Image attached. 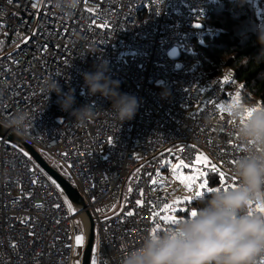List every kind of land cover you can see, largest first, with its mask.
<instances>
[{"label":"built area","instance_id":"obj_1","mask_svg":"<svg viewBox=\"0 0 264 264\" xmlns=\"http://www.w3.org/2000/svg\"><path fill=\"white\" fill-rule=\"evenodd\" d=\"M214 1L81 0L67 13L53 0H0V122L26 112L19 136L72 179L94 218L96 264H122L146 233L170 226L161 220L164 205L183 187L170 173L173 161L191 165L203 153L215 163L217 172L209 163L196 166L206 173L199 184L219 179L220 171L228 184L237 178L233 166L249 145L216 105L226 108L237 93L245 103L242 86L231 75L203 86L185 58L197 42L220 32L207 25ZM100 63L120 92L137 98L133 119L121 124L108 98L89 94L83 74ZM53 81L63 93L74 91L73 109L89 105L93 115L81 123L62 111L61 97L49 93ZM24 151L0 138V264H75L84 210L72 212L65 193ZM26 218L29 223H20ZM33 228L34 237L28 235Z\"/></svg>","mask_w":264,"mask_h":264},{"label":"clouds","instance_id":"obj_2","mask_svg":"<svg viewBox=\"0 0 264 264\" xmlns=\"http://www.w3.org/2000/svg\"><path fill=\"white\" fill-rule=\"evenodd\" d=\"M80 2L53 0L58 11L67 13L78 9ZM257 38L264 46V28L258 31ZM259 60L264 57L258 56ZM95 68L94 72L83 74L89 94L99 93L108 98L111 111L121 124L133 119L139 107L137 98L119 91V83L105 75V63ZM51 92L61 97V110L70 112L76 122H85L93 115L94 110L89 105L73 109L75 96L72 89L63 93L53 81ZM228 112L237 122L239 139L249 145L232 169L238 178L237 186L227 189L218 186V190L202 197L193 206L195 216L183 217L164 231L146 233L138 246L122 256V264H257L258 258L264 256V214L249 210L250 202L264 205V105L239 103L231 106ZM27 120L28 114L18 111L0 123L22 136ZM84 218L79 217L82 225ZM83 228L88 230L86 221Z\"/></svg>","mask_w":264,"mask_h":264},{"label":"trees","instance_id":"obj_3","mask_svg":"<svg viewBox=\"0 0 264 264\" xmlns=\"http://www.w3.org/2000/svg\"><path fill=\"white\" fill-rule=\"evenodd\" d=\"M207 25L220 30L216 36H206L196 43L194 52L186 59L194 62V74L203 86L215 79L231 75L234 86H242L243 101L264 105V57L258 41V31L264 28V0H215L207 15ZM230 86L229 88H233ZM44 159L74 187L67 172L53 162L49 155L41 152ZM209 186L215 187L219 179L209 177ZM210 193H207L208 195ZM204 195V196H206ZM199 199L185 201L187 212L193 209ZM186 213L179 211L178 214ZM188 216V215H187ZM167 224L172 226L169 219ZM257 264H264L259 257Z\"/></svg>","mask_w":264,"mask_h":264},{"label":"snow or ice","instance_id":"obj_4","mask_svg":"<svg viewBox=\"0 0 264 264\" xmlns=\"http://www.w3.org/2000/svg\"><path fill=\"white\" fill-rule=\"evenodd\" d=\"M195 27H200L201 25L199 23H196L194 25ZM100 27H105V25L102 23L100 25ZM35 35V33L33 34V36ZM29 41H25V43H28ZM41 47H45V45H41ZM0 70H3L2 68H0ZM11 90V89H10ZM236 104H239V93H237V95L235 97H233L232 99V103L227 105V107L225 108L224 105H216V107H218L220 109L221 112H224V111H227L228 112V109L233 106V105H236ZM255 109H252L251 111H254ZM251 111H249V115L251 114ZM229 113V112H228ZM230 114V113H229ZM113 138L112 137H108L107 138V143L108 144H113ZM194 150H195V145H192L191 146ZM181 151H183V149H181ZM25 157H28L29 153L27 151H24L22 153ZM204 163H209L211 165V169L213 172H217L218 171V166L215 164V163H212L209 161V159L203 155V153H198L194 160L192 161V164L189 165V164H186L183 160H180L179 163L177 164L176 168L179 169L180 167H184V168H189V167H193L195 169V174L193 175H190V176H187V177H181V182H185L187 181L186 183V187H188V189L191 191L196 180H197V177L200 176V177H203L204 175H206L205 172H203L201 170V167H196L197 165H200L202 166ZM232 179V183L231 184H228L226 182V178H225V175L222 171L219 172V180L221 183L224 184V187L227 189V188H235L238 184V179L233 177L231 178ZM33 183H37L36 181H33ZM199 188L201 189V191H196L194 193V196L196 198H202L204 197L205 195V192L207 193H210L212 191H215V190H218V187H211L209 186V181L207 179H203L202 182L199 184ZM129 191H131V188H129ZM142 191H141V195H142ZM13 202H17L16 201V197L14 196L13 198ZM193 197L192 196H186L185 197V201L191 203ZM136 204L137 205H142V201L141 200H137L136 201ZM37 207H42V205H37ZM57 207H59V205H57ZM253 207H255V211L260 213V214H264V205H260L258 203H253V202H250L249 203V210H250V213L253 211ZM69 209H71V205H69ZM164 209L166 210H171V206L168 205L167 203H165L164 205ZM97 211H99V209H97ZM134 213L129 211L127 212V215L128 216H132ZM195 210L192 209L191 211L187 212V215L188 216H195ZM153 215H155V213H153ZM166 219H169L171 223H178L179 222V219L175 218V217H168ZM30 222V218H26L24 220H21L20 223L22 224H26V223H29ZM152 233H156V228H153L152 229ZM29 236H35V229L33 228V230L31 232L28 233ZM81 237L80 236H77L76 237V242L77 243H80L81 242ZM11 247L13 248H18V245L17 244H12ZM93 252H95V248H93ZM24 264H27V262L25 261ZM92 264H96V260L93 259L92 261Z\"/></svg>","mask_w":264,"mask_h":264},{"label":"water","instance_id":"obj_5","mask_svg":"<svg viewBox=\"0 0 264 264\" xmlns=\"http://www.w3.org/2000/svg\"><path fill=\"white\" fill-rule=\"evenodd\" d=\"M0 138H6L11 143H17L20 148H23L29 153L34 161L44 169L47 174L58 184L61 190L65 193L67 198L76 208L84 210L85 218L87 219L88 230L86 231V242L84 245L83 255L81 258V264H91L93 248L95 244V224L94 218L91 213L86 210V204L83 196L81 195L78 188L74 187L63 175H61L56 169H54L44 159L42 154L31 144L26 142L22 137L14 134L13 131L9 130L5 126L0 124Z\"/></svg>","mask_w":264,"mask_h":264},{"label":"rangeland","instance_id":"obj_6","mask_svg":"<svg viewBox=\"0 0 264 264\" xmlns=\"http://www.w3.org/2000/svg\"><path fill=\"white\" fill-rule=\"evenodd\" d=\"M179 162L178 161H173L170 165H169V168H170V173L171 175L179 182V183H182V188L180 187V185L176 188V191H175V199L172 200L168 205L171 206V210H166L165 209V214L164 216L162 217V222H167L166 218L168 217H175L177 219H181L183 217H186L187 216V210H188V207L186 206L185 202L182 200L183 198L185 199L186 196H192L193 199H201V198H196L194 196V193L196 191H201V189L199 188V183L198 181L196 180L192 190L190 191L188 189V187H186V183L187 181L185 182H181V177H187V176H190V175H193L195 174V171L193 169H188V168H184V167H180L179 169L176 168L177 164ZM207 194V192H205V195ZM67 205H68V208H69V205H71V211L72 212H76L78 210V208H76V206H74L72 204V202L68 201L67 200ZM181 211V212H185L186 213H181L180 215L178 214V212ZM83 222H85V220L83 219ZM77 223H78V226L81 230V233H78L76 234L75 236V240H74V253H75V256H76V259H75V264H81V260L80 258H82V255H83V250H84V245H85V242H86V230L85 228H83V225H82V222L81 220H79V218L77 219ZM77 236H80L82 239H81V242L80 243H77L76 242V237ZM97 241V237H95V243ZM95 255H96V251L93 252V255H92V261L93 259H95Z\"/></svg>","mask_w":264,"mask_h":264},{"label":"bare ground","instance_id":"obj_7","mask_svg":"<svg viewBox=\"0 0 264 264\" xmlns=\"http://www.w3.org/2000/svg\"><path fill=\"white\" fill-rule=\"evenodd\" d=\"M85 219V221L87 222V219L86 218H84Z\"/></svg>","mask_w":264,"mask_h":264},{"label":"crops","instance_id":"obj_8","mask_svg":"<svg viewBox=\"0 0 264 264\" xmlns=\"http://www.w3.org/2000/svg\"><path fill=\"white\" fill-rule=\"evenodd\" d=\"M182 200L185 202V199L184 198Z\"/></svg>","mask_w":264,"mask_h":264}]
</instances>
